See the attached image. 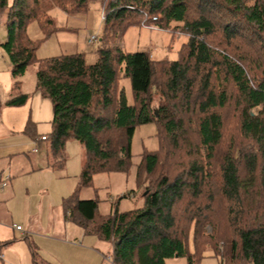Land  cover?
I'll list each match as a JSON object with an SVG mask.
<instances>
[{
    "label": "trees",
    "instance_id": "obj_1",
    "mask_svg": "<svg viewBox=\"0 0 264 264\" xmlns=\"http://www.w3.org/2000/svg\"><path fill=\"white\" fill-rule=\"evenodd\" d=\"M94 1L102 6L103 20L96 62L88 63L83 52L38 58L40 41L30 38L28 25L36 22L45 40L60 29L50 13L54 7L74 14ZM0 25L7 29L2 47L14 79L32 69L36 88L52 101V131L43 135L52 166L64 167L68 141L83 147L78 185L64 199L65 214L110 243L114 264H166L174 257L200 264L204 256L220 264H264V212L260 221L252 217L264 183V0H0ZM133 26L169 30L171 42L180 32L187 40L175 60H155L147 50L123 48L121 39ZM122 80L131 83V99ZM27 99L23 94L6 104L20 106ZM233 99L242 141L226 147L216 171L226 142L222 111ZM149 123L157 124L161 146L144 151L137 166L143 206L99 213L98 201L81 199V190L92 187L97 174L129 172L134 133ZM26 132L37 139L31 121ZM183 154L190 161L181 160ZM209 182L219 183L233 206L227 205L225 225L236 235L230 253L213 236L197 239L179 228V209L187 221L212 220L214 197L205 196ZM31 245L34 264H52Z\"/></svg>",
    "mask_w": 264,
    "mask_h": 264
},
{
    "label": "rangeland",
    "instance_id": "obj_2",
    "mask_svg": "<svg viewBox=\"0 0 264 264\" xmlns=\"http://www.w3.org/2000/svg\"><path fill=\"white\" fill-rule=\"evenodd\" d=\"M88 9L85 12H78L74 14L66 13L61 10L60 7H54L50 13L54 16L58 27L60 28L50 38L43 39V33L36 22H32L27 27V33L33 40H39L40 44L36 50L38 58H49L58 56L62 53H74L83 52L86 56L88 63H94L97 60V48L99 41L89 43V39L95 35L100 38L103 30L102 20V6L100 2L94 1L88 4ZM215 18H220L221 14L214 13ZM220 15V16H218ZM171 31L162 30L156 26L152 27H130L126 33H124L121 44L126 51H142L147 50L151 52L152 57L155 60H161L167 58L169 60H175L178 56V50L183 42L187 40V36L177 32L174 33L175 40L171 42ZM218 38V36H216ZM7 39V29L4 25H0V43ZM9 58L4 53V50L0 46V97L10 98L15 96L18 92L16 87L11 83V75L9 70ZM24 87L31 89L35 83V73L32 69L28 70L23 76ZM123 85H127V94L131 99V83L129 80H122ZM158 96L153 98V107L158 109ZM234 99L231 103L222 111L224 117V134L226 142L217 153V160L213 165L216 171L219 167L221 156L224 154L226 147L231 145V142L242 141L239 135V114L240 108ZM8 107V106H6ZM30 104L24 106L20 111L24 115L28 113ZM15 112L12 109L6 110V114L13 116ZM161 146V138L158 136V127L156 123H149L139 126L132 138V167L129 172H112V173H100L94 176L93 186L82 189L79 197L81 199L94 198L98 201V211L101 214H109L110 212L118 209L119 211H128L131 209L142 207L144 204V192L145 186L139 187L137 182V166L140 163L142 153L146 150L154 151ZM68 160L66 167L57 168L55 171L41 172L42 174H30L24 176L12 177L11 181L15 183L17 181V198L9 205L13 208L15 213L14 221L16 224H20L24 227L25 231H28L29 225H33L34 230L31 234L23 235L21 232L16 231V235L13 236V227L3 226V234L5 240H11L12 242L4 249L3 259H0V264H34L32 258V245L39 246L41 255L54 264H93L92 253H83L84 250H78L75 247L67 246L65 243L78 244L82 246H88L90 241L88 239L82 241L81 238L76 239L74 236V229L78 231L82 230L77 224H73L65 220L61 213L60 201H59V178L57 175H67L63 178L64 183H67V188L63 189L65 194L72 193L78 183L79 174L81 171V165L83 162V147L81 144L72 139L67 143ZM189 160L187 155L183 154L181 160ZM8 173V171L6 172ZM46 173V174H44ZM58 173V174H57ZM15 179V180H14ZM33 182V184H32ZM31 185L30 196L25 194V189ZM48 189L49 193L37 192L38 188ZM220 184L207 183L205 187V196L212 195V213L213 218L211 221L205 220L202 223L196 222V219L192 222L191 219L187 221V217L184 215L182 209L177 211V219L179 221V228L184 231L189 230L191 235L201 238L207 236L208 238L213 236L215 243L220 245L224 250V253H230L232 250V243L236 239V235L233 234L234 227L229 229L226 225L228 208L233 207L231 202H227L226 199L219 192ZM262 190L257 194L256 201L260 202L257 206L255 204V214L252 217L256 221L262 219L261 213L264 212V183ZM147 192V191H146ZM217 201L215 200V197ZM33 202V207L40 212L37 216L30 218L32 224H29V219L25 218L24 208L29 202ZM251 205V204H250ZM257 206V207H256ZM180 208V207H179ZM60 210V211H59ZM244 210V209H241ZM251 215V214H250ZM261 217V218H260ZM7 218V215L5 216ZM252 220L247 218L246 221ZM190 222V223H189ZM244 223V222H243ZM241 223V224H243ZM70 225L72 227V233L68 235V241H61V246L52 244L47 240L49 235V229L52 227H61ZM240 225V224H239ZM16 226V225H15ZM217 226V228H215ZM69 227V226H68ZM84 230V229H83ZM59 232H56V234ZM42 234L43 236H41ZM45 237L41 238V237ZM95 248L99 250L100 257L105 254L110 257L111 245L109 242L100 240L94 236ZM213 239V240H214ZM217 241V242H216ZM40 242L41 244L39 245ZM41 246V247H40ZM81 246V247H82ZM91 249V248H89ZM1 251V243H0ZM97 252V251H96ZM9 253V254H8ZM226 256V255H224ZM111 258V257H110ZM113 262V261H112ZM114 264V263H113ZM166 264H187L186 257H174L166 260ZM200 264H220L219 259L214 256H204ZM236 264H241V261H237Z\"/></svg>",
    "mask_w": 264,
    "mask_h": 264
},
{
    "label": "crops",
    "instance_id": "obj_3",
    "mask_svg": "<svg viewBox=\"0 0 264 264\" xmlns=\"http://www.w3.org/2000/svg\"><path fill=\"white\" fill-rule=\"evenodd\" d=\"M4 42L0 43V46L3 50L4 48L2 47V44ZM4 53L7 56L5 50ZM9 70L11 75V83L13 84L14 87L18 88L17 89L18 92L15 94V96H12L10 98L7 97L2 99L0 97V180L4 179L6 176H9L7 185L3 188L0 187V243L7 240V239L5 240L3 230L1 229V227L3 226L11 225L13 227V236L16 235V231L14 230H17V232H21L23 235L31 234L34 232V230H32L34 228L33 225H29L28 231H25L23 226L21 230L16 229V226L20 224H16V222L14 221L16 211H14L13 208L9 205L18 196L17 186H16L17 181H15V183L12 182L11 181L12 177L24 176L30 174L40 175L42 174L41 172H48V171L56 172L55 170L57 169L54 166H52V158L49 153L48 141L39 139L43 135H49L52 131V120L54 117L52 101L49 98L45 97L41 93V91L36 88V80L31 89L24 87L25 85L23 84L22 80L24 79L23 76L27 72L19 79L17 80L14 79L11 73L10 61H9ZM23 94L28 95V99L25 104H22L20 106L6 104V102L11 98ZM27 104H30V108L28 110V113L23 117V113H21L22 111L20 110ZM10 109H12L13 112H15L13 116H9L6 114V110H10ZM28 121H31L33 123V131H35L37 135V139L31 138L30 135L26 132ZM66 152H67V147H66ZM67 160H68V153H67ZM66 163L64 165L65 167H66ZM7 171L8 173H6ZM57 176L60 180V182L58 183L59 187H62L61 189H59L60 192L58 194L61 213L65 218V220H67L70 223L76 224L74 221H72L66 216L64 210V199L73 193L72 192L71 194L70 193L65 194L63 192V189L67 188V185H69L67 183H64L63 181V178H66L67 175H62V176L57 175ZM32 184H30L29 187L25 189V194L29 196L31 194L30 187ZM77 185L78 183L76 184L75 188L77 187ZM38 191H40V193L42 192L49 193V190L48 189L44 190L42 188V185H40V189L38 188L37 192ZM23 210H24L25 218L29 219V224H32L30 218L33 219V217L37 216L38 213L40 212V209L37 210L36 208L33 207V202H31L30 200ZM6 215L7 218H5ZM68 226L66 225L64 227H61L60 229H58L55 226L50 228L48 232L49 235L47 237V240L50 243L57 244V246L60 247L62 244L61 241L63 242L68 241V235L70 232L72 233L73 230L72 227H70V225ZM56 232L59 233L56 234ZM40 235L43 236L42 234ZM74 236L76 239L78 238L82 239L80 243H83V241H85L86 239L88 241L89 239L90 244H88V246H82L78 244L65 243V245L72 246L73 248L75 247L78 250H84L82 252L87 253V255L89 250L90 252L91 251L94 252V254L92 253V257H94L93 264H113L112 259L110 257H107L105 254L102 255L103 257H100L99 254L100 251L97 250V248H95L94 246L95 241L91 239L95 236L94 234L86 233L85 230L83 229L80 231L74 229ZM41 238L45 239V237H41ZM38 243L39 245L41 244L40 242ZM34 245L35 247H37L40 253V250L42 248L40 249L39 246H37L36 244ZM7 246L1 247L2 254ZM42 258L44 260H47L43 256Z\"/></svg>",
    "mask_w": 264,
    "mask_h": 264
},
{
    "label": "built area",
    "instance_id": "obj_4",
    "mask_svg": "<svg viewBox=\"0 0 264 264\" xmlns=\"http://www.w3.org/2000/svg\"><path fill=\"white\" fill-rule=\"evenodd\" d=\"M97 38H98L97 36L93 35V36L89 39V43H91V44L94 43V41H96ZM42 139L45 140V139H46V136H42ZM8 179H9V176H6L4 179H1V180H0V187H1V188L5 187V186L7 185ZM16 229L21 230V229H22L21 225H17V226H16ZM2 257H3V254H2V252L0 251V259H2Z\"/></svg>",
    "mask_w": 264,
    "mask_h": 264
}]
</instances>
